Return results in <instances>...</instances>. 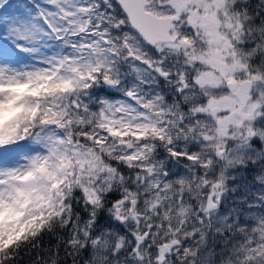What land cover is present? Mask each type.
<instances>
[{"label": "snow or ice", "instance_id": "1", "mask_svg": "<svg viewBox=\"0 0 264 264\" xmlns=\"http://www.w3.org/2000/svg\"><path fill=\"white\" fill-rule=\"evenodd\" d=\"M23 249L264 264V0H0V264Z\"/></svg>", "mask_w": 264, "mask_h": 264}, {"label": "trees", "instance_id": "2", "mask_svg": "<svg viewBox=\"0 0 264 264\" xmlns=\"http://www.w3.org/2000/svg\"><path fill=\"white\" fill-rule=\"evenodd\" d=\"M13 2H17V0H13ZM233 185L229 184V188H232ZM255 189H253L254 191ZM245 195V191L243 187L240 188L235 193L229 192L228 199L225 201V203L221 207V215H227L228 209L233 207V198H239ZM44 247H47L48 243L50 242V237L45 236L44 238ZM51 242L54 243V240ZM36 258V252H30L27 249L21 250L20 257H19V264H31V261Z\"/></svg>", "mask_w": 264, "mask_h": 264}]
</instances>
